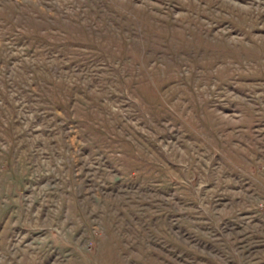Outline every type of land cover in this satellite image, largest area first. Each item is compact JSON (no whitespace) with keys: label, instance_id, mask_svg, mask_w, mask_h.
Instances as JSON below:
<instances>
[{"label":"rangeland","instance_id":"374dc122","mask_svg":"<svg viewBox=\"0 0 264 264\" xmlns=\"http://www.w3.org/2000/svg\"><path fill=\"white\" fill-rule=\"evenodd\" d=\"M0 264H264V0H0Z\"/></svg>","mask_w":264,"mask_h":264}]
</instances>
